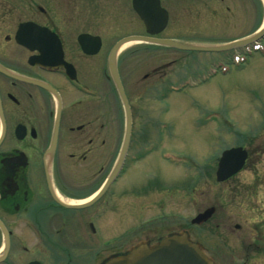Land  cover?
<instances>
[{"label": "flooded vegetation", "instance_id": "obj_1", "mask_svg": "<svg viewBox=\"0 0 264 264\" xmlns=\"http://www.w3.org/2000/svg\"><path fill=\"white\" fill-rule=\"evenodd\" d=\"M94 1L87 15H80L76 13L80 0H0V67L15 74L0 73V264H102L181 228L188 229L193 239L203 237L207 222L185 227L189 216H181L180 211L190 214L191 193L194 214L206 208V169L195 171L198 178L192 186L176 192L173 175L156 170L157 164L170 168L169 158L144 151L156 143V137L140 140L152 123L143 124L140 88L132 82L134 92L127 89L132 88L133 73L141 71L127 65L138 62L142 47L127 49L117 58L131 120L123 168L111 179L126 121L106 68L114 43L105 49L102 37L90 29L126 27V12L137 21V32L129 35L144 36L145 26L133 11L132 0ZM165 1L159 0L168 16L161 34L171 16ZM205 1L177 2L191 11ZM77 26L82 32L74 37ZM80 34L100 38L95 55L82 53L77 43ZM161 34L158 38H165ZM96 57L101 62L90 70L75 63ZM102 189L92 205L74 209V204ZM104 215L112 216L110 222L116 225L112 236L102 238L94 227ZM121 221L132 224L122 227ZM250 248L242 243L239 249ZM207 250L214 258L218 255V264H228L222 253Z\"/></svg>", "mask_w": 264, "mask_h": 264}, {"label": "rangeland", "instance_id": "obj_2", "mask_svg": "<svg viewBox=\"0 0 264 264\" xmlns=\"http://www.w3.org/2000/svg\"><path fill=\"white\" fill-rule=\"evenodd\" d=\"M80 1L76 13L87 15L89 3L95 1ZM177 1L179 0L164 2L165 5L167 3L171 16L170 24L161 37L223 45L253 34L264 23V7L260 0H206L205 4L191 11L178 5L181 2ZM115 6L119 8V4ZM128 8L129 6V12ZM74 24H78L75 19ZM136 24L133 14L129 16L126 12V27H119L117 30L110 27H93L90 33L101 36L105 49H108L114 40L136 33ZM80 29V26L74 27L77 31L74 32V37L82 32ZM260 51H263L262 48ZM220 57L221 52L186 55L144 45L138 62H128L127 66L139 67L135 71L140 70L141 74L133 73L135 75H132L130 84L132 88L127 89L134 92L132 82L140 88L143 124L148 126L152 123L151 129L148 128L146 133L142 134L141 143L147 140L142 139L144 136H158L155 126L164 120L171 126L165 133L170 138L160 145V150L166 147L171 152L189 154L193 160L207 159V163L208 159L214 158L219 151L229 147L241 145L250 152L244 169L227 183L217 186L211 173L206 174L205 204L206 207H216V214L202 227L201 239L211 251L227 253L223 256L228 264H233V257L240 262L243 257V250L239 249L242 243L255 244L258 246L255 251L257 254L246 250L249 255L248 264H264V243L261 242L264 240V129L260 130L264 124V56L254 54L244 65H225L223 74L193 91L171 95L164 102L156 99L165 83L201 71L211 61ZM79 61L80 63L75 61L78 68L82 70L86 67L90 70L92 66L98 65L97 62H101V59L96 57ZM148 74V79L142 81L141 77ZM165 106L169 111L163 109ZM211 110L221 112L219 114L233 127V131L231 132L227 125L222 127L218 124V127L214 123L205 126H199L198 122L195 124V121ZM243 133H251L253 137L250 140L243 139ZM156 170L172 174L174 187L181 185L183 175L178 177L181 171L164 168L158 164ZM157 177L165 180L163 176ZM144 181L145 177H142V182ZM180 214L186 217L194 212L190 210V214H187L184 210L180 211ZM111 218L112 216L104 215L95 222L94 228L100 232L102 238L114 234L116 223L110 222ZM131 224L130 221H121L122 227ZM235 226H239V229L236 230ZM215 257L218 255L215 254Z\"/></svg>", "mask_w": 264, "mask_h": 264}, {"label": "water", "instance_id": "obj_3", "mask_svg": "<svg viewBox=\"0 0 264 264\" xmlns=\"http://www.w3.org/2000/svg\"><path fill=\"white\" fill-rule=\"evenodd\" d=\"M262 1L264 3V0ZM132 6L134 11L143 21L147 34L151 36L157 35L164 29L167 22V14L160 8L158 0H133ZM263 35L264 27L250 38L222 46L188 45L181 44L172 40H155L143 37H129L117 42L110 51L108 57V69L126 112L125 115L127 131L126 138L124 139V145L121 150V155H123L126 148L130 127V114L116 70V55L124 45L133 42H144L172 48L178 51L222 52L231 48L246 45L248 43H253L260 39ZM78 40L85 54L92 55L97 52L99 46V40L97 38L80 36ZM85 41H90L91 45L93 44L94 47L90 49V51L85 49L86 46H89ZM0 72L4 75H12L2 67H0ZM54 141L55 133L51 147H53ZM47 153H49V151ZM245 157V153L239 148L232 149L223 153L219 163V169L216 173L217 181L221 182L228 176L238 172L242 167ZM116 171L117 167L114 169L112 174H114ZM88 205L89 203L82 206H76L74 207V209H81L87 207ZM209 215L210 211L204 213L203 215L197 216L192 221V223L201 224L209 217ZM104 264H212V262L207 257L203 249L198 244L190 240L188 233H181L179 235H173L166 239H163L151 248L140 246L136 249H132L123 256L109 259Z\"/></svg>", "mask_w": 264, "mask_h": 264}, {"label": "bare ground", "instance_id": "obj_4", "mask_svg": "<svg viewBox=\"0 0 264 264\" xmlns=\"http://www.w3.org/2000/svg\"><path fill=\"white\" fill-rule=\"evenodd\" d=\"M182 92H184V90H183ZM180 93H181V92H180Z\"/></svg>", "mask_w": 264, "mask_h": 264}]
</instances>
